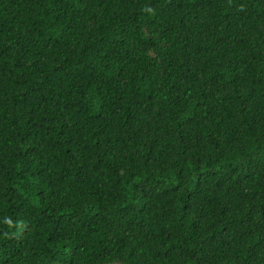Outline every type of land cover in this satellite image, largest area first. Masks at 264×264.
<instances>
[{
	"label": "trees",
	"instance_id": "1",
	"mask_svg": "<svg viewBox=\"0 0 264 264\" xmlns=\"http://www.w3.org/2000/svg\"><path fill=\"white\" fill-rule=\"evenodd\" d=\"M0 264H264V0H0Z\"/></svg>",
	"mask_w": 264,
	"mask_h": 264
}]
</instances>
